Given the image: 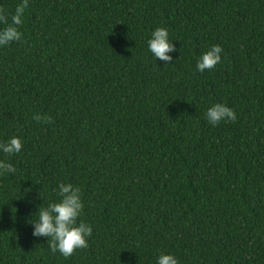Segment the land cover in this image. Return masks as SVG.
<instances>
[{
    "label": "trees",
    "instance_id": "trees-1",
    "mask_svg": "<svg viewBox=\"0 0 264 264\" xmlns=\"http://www.w3.org/2000/svg\"><path fill=\"white\" fill-rule=\"evenodd\" d=\"M21 2L0 0L8 23ZM22 21L0 47V141L23 143L0 153L17 169L0 175V264H264V0H28ZM215 103L237 119L212 127ZM65 182L92 227L68 258L30 224Z\"/></svg>",
    "mask_w": 264,
    "mask_h": 264
},
{
    "label": "clouds",
    "instance_id": "clouds-1",
    "mask_svg": "<svg viewBox=\"0 0 264 264\" xmlns=\"http://www.w3.org/2000/svg\"><path fill=\"white\" fill-rule=\"evenodd\" d=\"M28 0H22L11 15V22L7 21V14L0 13V23L6 26L0 28V47L8 46L13 42L20 41L22 33L19 26L22 24ZM148 52L151 53L155 61L158 59L170 64L173 61L171 55L176 51L173 41L169 38V32L165 27H158L151 31L146 41ZM223 49L220 45H211L201 53L196 62V70L204 72L212 70L221 62ZM208 124L216 127L221 122H234L237 117L235 111L224 103H215L208 107L204 113ZM40 119V117H34ZM23 147L22 139L17 136H10L6 140L0 141V153L6 157H11L21 152ZM17 169L7 159H0V175H15ZM30 191V189H28ZM53 191L58 199L50 201L44 206L43 202L39 205L32 201L37 208L34 213L36 219L31 222L32 236L44 237L47 239L49 252H57L64 258L70 257L75 250L83 249L88 246V238L92 235L91 225L79 218L83 214V200L81 191L71 183H57ZM37 199L42 200L38 192ZM154 264H179L175 254L161 252L156 256Z\"/></svg>",
    "mask_w": 264,
    "mask_h": 264
}]
</instances>
